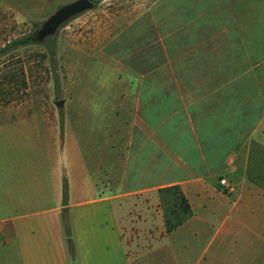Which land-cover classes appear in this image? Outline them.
<instances>
[{
    "label": "rangeland",
    "instance_id": "obj_1",
    "mask_svg": "<svg viewBox=\"0 0 264 264\" xmlns=\"http://www.w3.org/2000/svg\"><path fill=\"white\" fill-rule=\"evenodd\" d=\"M73 1L0 0V49L38 33ZM252 75H264V0H101L53 36L0 58V156L38 160L48 143L54 160L78 154L90 169L112 160L117 192L121 150L154 136L163 185L170 174L182 176L185 155L192 156L185 150L206 135L218 96L237 100L239 114L226 106V118L248 134L264 85L252 92ZM220 180L208 183L217 188ZM210 196L186 231L164 238L157 191L114 200L129 207V264H207L220 245L218 238L206 254L210 238L230 235L232 223H223L230 203L213 210Z\"/></svg>",
    "mask_w": 264,
    "mask_h": 264
},
{
    "label": "crops",
    "instance_id": "obj_2",
    "mask_svg": "<svg viewBox=\"0 0 264 264\" xmlns=\"http://www.w3.org/2000/svg\"><path fill=\"white\" fill-rule=\"evenodd\" d=\"M257 82L264 84V75H252V92ZM261 89L262 107L252 108V126L244 137L238 122L227 120L225 113L227 106L239 114L237 100L218 96L214 117L202 126L206 135L185 150L192 156L185 155L182 176L170 174L172 180L163 185L160 140L154 136L138 137L127 145L136 149L121 150L117 192L112 160L93 161L92 169L78 154L69 163L64 157L54 160L48 143L43 144L48 155L38 160L0 156V264H129L123 232L129 207L113 201L173 184L182 186L194 215L171 233H165L162 217V238L186 231L197 218L196 205H207L212 195L217 203L213 210L230 203L223 223H232L230 235L210 238L206 254L218 238L220 245L207 264H264V85ZM134 150L135 159L130 160ZM213 176L226 179L227 185L220 180L217 188L211 187L208 180ZM228 245L230 251H223Z\"/></svg>",
    "mask_w": 264,
    "mask_h": 264
},
{
    "label": "trees",
    "instance_id": "obj_3",
    "mask_svg": "<svg viewBox=\"0 0 264 264\" xmlns=\"http://www.w3.org/2000/svg\"><path fill=\"white\" fill-rule=\"evenodd\" d=\"M92 1L95 5L101 0ZM38 42L41 41L37 33L20 36L0 49V58L15 49ZM50 52L51 55H54L53 50ZM157 193L159 205L163 210L165 233H171L176 230L194 215L193 207L180 184L160 187ZM65 197H67V193H65ZM63 224L66 234L70 236L69 221L65 216L63 217ZM70 247L72 249V244H70Z\"/></svg>",
    "mask_w": 264,
    "mask_h": 264
},
{
    "label": "water",
    "instance_id": "obj_4",
    "mask_svg": "<svg viewBox=\"0 0 264 264\" xmlns=\"http://www.w3.org/2000/svg\"><path fill=\"white\" fill-rule=\"evenodd\" d=\"M93 7L94 2L92 0H75L63 5L42 24L41 29L37 33L40 41H43L46 37L53 36L68 19ZM58 105L61 107L63 101H58Z\"/></svg>",
    "mask_w": 264,
    "mask_h": 264
},
{
    "label": "built area",
    "instance_id": "obj_5",
    "mask_svg": "<svg viewBox=\"0 0 264 264\" xmlns=\"http://www.w3.org/2000/svg\"><path fill=\"white\" fill-rule=\"evenodd\" d=\"M221 184H222V185H227V181H226V179H222V180H221Z\"/></svg>",
    "mask_w": 264,
    "mask_h": 264
}]
</instances>
